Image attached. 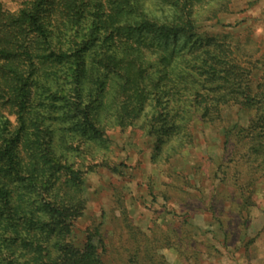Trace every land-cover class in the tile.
<instances>
[{"label":"trees","instance_id":"trees-1","mask_svg":"<svg viewBox=\"0 0 264 264\" xmlns=\"http://www.w3.org/2000/svg\"><path fill=\"white\" fill-rule=\"evenodd\" d=\"M231 2L23 0L16 12L0 2V264H105L104 222L81 245L72 233L86 175L127 167L111 162L114 131L152 139L158 166L194 144L197 121L215 127L240 107L248 125L223 127L225 143L243 135L253 168L264 166L257 65L239 42L198 31ZM143 250L125 264H163L148 241Z\"/></svg>","mask_w":264,"mask_h":264},{"label":"rangeland","instance_id":"rangeland-1","mask_svg":"<svg viewBox=\"0 0 264 264\" xmlns=\"http://www.w3.org/2000/svg\"><path fill=\"white\" fill-rule=\"evenodd\" d=\"M22 1L0 0L10 12ZM198 31L239 42L247 55L243 62L252 55L250 65H257L255 83L264 82V0H232L228 12L201 23ZM224 117L215 127L197 121L194 144L158 166L151 162L152 139L137 129L114 131L111 162L127 167L119 174L99 168L86 175L88 202L72 233L76 244L95 221L104 222L105 264H125L130 251L138 245L143 250L146 241L163 264H264V166L253 168L243 135L238 143H225L223 127H247L248 112L229 108ZM135 229L147 239H139Z\"/></svg>","mask_w":264,"mask_h":264}]
</instances>
